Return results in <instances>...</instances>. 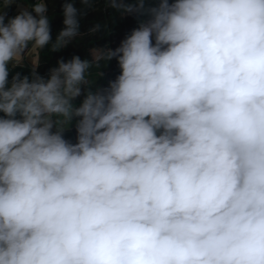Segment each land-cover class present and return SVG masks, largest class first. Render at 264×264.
<instances>
[{"label": "clouds", "instance_id": "1", "mask_svg": "<svg viewBox=\"0 0 264 264\" xmlns=\"http://www.w3.org/2000/svg\"><path fill=\"white\" fill-rule=\"evenodd\" d=\"M105 3L117 47L11 79L87 13L0 3V264H264V0Z\"/></svg>", "mask_w": 264, "mask_h": 264}, {"label": "trees", "instance_id": "2", "mask_svg": "<svg viewBox=\"0 0 264 264\" xmlns=\"http://www.w3.org/2000/svg\"><path fill=\"white\" fill-rule=\"evenodd\" d=\"M48 8L47 15L50 18L51 34L53 42L59 31L64 27L63 25V3L65 0H45ZM74 6L86 12V15L79 17L81 36L76 37L67 47L58 52H51L50 46L42 50H37L39 67L37 71L42 76H47L49 69L57 65V61L62 57L66 61L72 56L78 55L82 59H91L90 50L93 48H103L105 45L110 46L115 40H122L131 30L138 26L139 20L135 15H122L116 10L108 7L105 0H93L91 5H85L80 0H72ZM2 3V0H0ZM101 25L100 31L89 34V29L94 25ZM116 63V61H115ZM117 64V63H116ZM31 69L27 66L16 67L10 70L11 75L15 72H20L23 75L29 74ZM97 70H93L95 73ZM101 71L105 76L97 79L98 86L106 87L110 78L119 74V67H114L110 62L107 67H102ZM97 86V87H98ZM74 126L65 133L67 139L75 142Z\"/></svg>", "mask_w": 264, "mask_h": 264}, {"label": "rangeland", "instance_id": "3", "mask_svg": "<svg viewBox=\"0 0 264 264\" xmlns=\"http://www.w3.org/2000/svg\"><path fill=\"white\" fill-rule=\"evenodd\" d=\"M36 2V0H26V4H22L21 6L23 7V6H27V7H29V9H30V7H31V4H33V3H35ZM17 10H18V8H17V5L16 4H13L9 9H7V11H8V15L9 16H14V15H16L17 14ZM34 14V13H33ZM35 15V14H34ZM120 41L121 40H115L114 42H113V44L111 45V47L112 48H115V47H117L118 45H119V43H120ZM32 61H37L38 62V56H37V50H32L31 48H30V50H29V52L26 54V59H25V61H24V67L25 66H27V67H29L30 69H31V62ZM110 64L111 65H114V67L115 68H117V70H118V65L115 63V60H113V61H111L110 62ZM12 68L10 67V70H11ZM106 73H109V71H107ZM105 73V74H106ZM95 74V73H94ZM105 74H104V76H105ZM117 76V75H116ZM115 76V77H116ZM115 77H113V78H110L109 80H112V79H115ZM46 78H47V76H46ZM98 79V78H97ZM97 79H96V81H95V83L93 84V90H95V88L98 86V82H97ZM83 99V97H80V98H78L77 99V101L75 102L77 105H79V103H80V101Z\"/></svg>", "mask_w": 264, "mask_h": 264}]
</instances>
